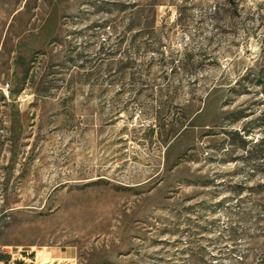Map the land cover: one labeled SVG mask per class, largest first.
<instances>
[{
    "label": "rangeland",
    "instance_id": "rangeland-1",
    "mask_svg": "<svg viewBox=\"0 0 264 264\" xmlns=\"http://www.w3.org/2000/svg\"><path fill=\"white\" fill-rule=\"evenodd\" d=\"M264 264V0H0V264Z\"/></svg>",
    "mask_w": 264,
    "mask_h": 264
},
{
    "label": "crops",
    "instance_id": "crops-1",
    "mask_svg": "<svg viewBox=\"0 0 264 264\" xmlns=\"http://www.w3.org/2000/svg\"><path fill=\"white\" fill-rule=\"evenodd\" d=\"M1 264H5V262L3 261V262H1Z\"/></svg>",
    "mask_w": 264,
    "mask_h": 264
}]
</instances>
